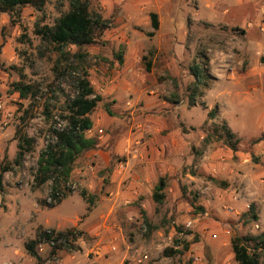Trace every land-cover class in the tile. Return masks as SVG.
<instances>
[{
    "label": "rangeland",
    "instance_id": "obj_1",
    "mask_svg": "<svg viewBox=\"0 0 264 264\" xmlns=\"http://www.w3.org/2000/svg\"><path fill=\"white\" fill-rule=\"evenodd\" d=\"M131 1L110 4L106 9L110 15L104 16L102 0H89L91 15L107 21V29L94 46H69L61 53L41 41L34 30L37 24L52 26L67 13V0H47L42 12L26 7L15 26L9 24L7 15L0 14V171L9 170L2 174L0 189V263L2 250L9 246L13 261L8 264H65V257L73 264H113L118 253L110 247L115 245L118 251L141 248L140 256H147L144 264H236L229 245L231 236L264 232V64L259 62L264 56V0H164L174 7L177 19L171 32L174 44L164 50L152 45L141 22L126 21L122 10L128 11ZM240 16L241 22L237 21ZM166 33L162 32L159 43H165ZM120 48L123 55L130 50V63L139 73L136 86L139 82L146 84L147 90L152 85L159 86L160 96L169 108L168 117L162 112L164 120H170L174 129L180 127L197 138L186 151V156L188 153L192 158L183 163L180 160L176 173L170 176L155 172V179L167 180L161 205L152 201L148 191L146 197L132 201L127 192L122 194L129 203L115 207L111 213L108 206L100 207V212L94 208L101 199L110 204L114 196L107 190L108 169L92 173L95 158L87 152L74 163L68 180L76 186L75 190H66V182L62 183L61 203L47 208L51 183L35 187L37 160L43 144L51 140L57 121L66 124L67 106L75 96L76 80L82 71L87 72L95 94L101 98L90 114L92 128L86 133L97 142L92 151L119 152L111 155V163L120 167L129 139L148 133L134 113L122 111L123 106L132 104L138 109L132 97L126 100L118 90L112 97L108 95L119 81V67L113 55ZM75 54L81 58H74ZM165 54L173 57L162 61ZM204 63L209 87H199L198 93L203 94L195 96L199 110L190 113V68ZM248 72L257 73V79L247 77ZM20 81L37 89L33 100H20L14 93L13 85ZM115 100L119 101L117 106ZM25 110L30 113L25 133L33 140V148L24 154L22 164L15 166L14 132ZM211 111L214 117L208 116ZM223 127L239 140V155L229 154ZM199 134L203 136L201 141ZM156 148L159 150L154 144L153 151ZM216 152L220 157L210 158ZM234 173L244 176L247 185L240 183ZM145 184L151 191L149 181ZM114 189L118 193L117 186ZM140 210L149 226L144 224ZM251 210L257 217L255 222L251 220ZM105 221L118 233L119 228L121 234L91 238L83 231L85 224L93 227ZM35 224L54 229L58 226L78 234L71 246L60 249L53 259L48 247L41 252L36 249L41 257L38 260L29 257L24 249L38 230L34 229ZM78 239L83 242V249L76 245ZM175 240L189 244L188 251L163 257L165 249L175 248ZM260 264H264V257Z\"/></svg>",
    "mask_w": 264,
    "mask_h": 264
},
{
    "label": "trees",
    "instance_id": "obj_2",
    "mask_svg": "<svg viewBox=\"0 0 264 264\" xmlns=\"http://www.w3.org/2000/svg\"><path fill=\"white\" fill-rule=\"evenodd\" d=\"M68 11L62 14L52 26L36 25L35 35L41 41L51 45L56 52H62L65 48L72 46L77 49L91 47L96 44V39L101 33L107 29V21L102 20L99 15L94 17L89 10V0H67ZM47 0H0V14L7 15L9 24L15 26L18 24L22 9L30 7L37 12H42ZM151 28L155 31L158 29L157 16L150 15ZM2 36V35H1ZM152 37V33L146 34ZM3 38V36H2ZM70 55V54H67ZM76 59L81 58L80 54L73 56ZM118 66L123 64V52L120 48L119 52L113 55ZM259 62L264 64V56L260 57ZM150 66L147 65L146 71ZM190 76L193 78L189 90L191 96L189 98V106L195 105V96L199 87L208 89L210 80L205 70V63L202 65H194L190 68ZM75 96L67 106L66 124L59 132H55V141L48 144L46 149L39 155L37 160V170L33 176L35 187H40L48 182L51 183V196L56 204H46L47 208H53L61 203V198L55 195L60 193L62 183L69 180L74 163L85 153L95 150L97 142L91 137H87L86 133L91 130L92 122L90 114L94 111L101 98L97 96L88 80L86 71H82L80 77L76 80ZM13 91L18 95L20 100H33L37 95V89L30 84H24L22 81L13 85ZM202 96V92L198 95ZM214 112H208V116L214 117ZM30 116L28 110H25L19 118V126L14 132V140L17 141V154L13 161L15 166L22 164V158L33 148V140L25 133V123L27 117ZM225 134V145L232 153L238 151L239 140L227 128L223 127ZM9 171L3 168L0 171V189L2 174ZM215 182V181H214ZM167 180L165 177L158 178L153 187L151 199L161 205L165 199V189ZM84 198L85 194L82 193ZM251 212V220L257 221V217ZM145 225L149 226L145 213L140 210ZM49 231L50 234H46ZM78 233L75 230L56 232L52 229H38L35 237L26 242L24 249L30 257H36V248L41 240L49 241L54 238H64L66 246H54L51 248L50 254L53 255L60 249L71 246ZM230 249L236 264H260V259L264 257V232L255 236H231L229 240ZM174 247L165 249L162 253L163 257L170 258L182 255L188 251L189 244L174 241Z\"/></svg>",
    "mask_w": 264,
    "mask_h": 264
},
{
    "label": "crops",
    "instance_id": "obj_3",
    "mask_svg": "<svg viewBox=\"0 0 264 264\" xmlns=\"http://www.w3.org/2000/svg\"><path fill=\"white\" fill-rule=\"evenodd\" d=\"M125 0H102V3L104 4L103 10H104V16L110 15L109 12L106 9L109 8V5L112 3H120L122 4ZM125 3V2H124ZM113 5V4H112ZM235 5V7H237ZM123 16L126 15V21L130 20L135 23L141 22L144 26V29L147 33H152L153 36L150 41L154 47H156L158 50H164L170 46V43L174 44L173 35L171 32H173L174 29V23H176L177 19L175 18V9L168 1L164 0H157L155 2L150 0H132L129 2V10L124 11L122 10ZM154 14L157 16V22H158V29L153 30L151 28V19L150 15ZM242 18L241 16L237 18V21L241 22ZM122 21V20H121ZM120 21V22H121ZM167 31V33L164 35L165 43H159L158 38L161 37L162 32ZM120 36V35H119ZM160 40V39H159ZM166 47V48H165ZM130 50L123 55V64L119 67V70L117 71V76L119 77V81L116 82L115 78H112V81L115 80L117 86L113 87L108 92L109 96H113L116 93V90L120 91L122 97L126 100H130V97H132L133 101L137 103L138 109L132 108V106L129 105V107L122 108V111L125 113H128L136 116V119L139 120V124L141 126H144L147 128L148 133L151 134V136H148V133H145L143 135H138L134 139H129V145H127V154L124 156V161L122 160V164L117 166L114 163H111L112 154L115 156L116 153H119L117 151L114 152H100V151H89L95 158V168L92 173L97 174L98 171L102 169H108L106 170V173L109 175L110 184L107 190H109V195L114 196V199L110 201V204L105 202L103 199L99 200L96 203V210L101 207L106 208L109 207L111 213L116 209L115 207H118L122 204H127L129 201H132L133 199H138L140 196L146 197V191H148L149 195L151 196L153 187L156 184L155 179V172L158 171V173H169L175 174L178 162L182 160V163L184 162V159L190 160L192 156L187 153L186 151H189L188 148H191V143L196 142L195 136H190V134H187L183 132L180 127H177L174 129L173 123H171L170 120L165 121L164 116L162 115V112L166 113V117H168V105L163 97L160 96L159 93V86L155 84L152 85V88L147 90V85L142 84L139 82V84L136 86V76H138V72L136 71V67L132 66L130 62ZM136 55V54H135ZM170 57H173L172 55L165 54V56L162 58V61H168ZM176 57V56H175ZM136 58V56H135ZM134 58V59H135ZM178 59V57L176 58ZM175 59V60H176ZM149 72V71H147ZM257 76V73L248 72L247 77H252V80H256L255 78ZM111 81V82H112ZM151 87V86H150ZM158 88V89H157ZM118 100H115L114 105L117 106ZM182 106H179L177 110H181ZM194 110H199L198 108V102H195V105L191 107L190 113H192ZM172 112V110H170ZM191 118H189L190 120ZM192 121V119H191ZM169 123V124H168ZM156 124V125H155ZM169 125V126H168ZM195 126H198L196 124ZM182 127V126H181ZM165 128V130H164ZM164 131H168L165 132ZM90 133V131H89ZM162 135L161 137L158 136ZM161 138V139H160ZM198 139L200 141L203 139V136L199 134ZM205 143V142H204ZM154 144H157L159 147L156 148V152L153 151ZM199 144H196L195 147H198ZM144 150V151H143ZM238 152V151H237ZM231 153L233 155L238 153ZM217 154V155H216ZM219 153H213L212 159H216L220 157L218 155ZM156 155V157H155ZM138 157V158H137ZM182 157V158H180ZM241 157V156H239ZM121 161V160H120ZM93 174V176H95ZM154 175V176H153ZM234 175L240 177V183H244L247 185V180L244 176H241L237 173H234ZM92 176V177H93ZM71 177V176H70ZM158 180V179H157ZM246 180V182H245ZM101 181V180H99ZM149 181L150 184V190H147L148 187L145 184V182ZM116 183V185H115ZM92 189L94 191L95 188L91 187L90 185H87V187ZM118 188V193H116V190L114 188ZM130 196L131 199L125 200L124 195L122 193H127ZM120 195V196H119ZM115 196L117 198H115ZM124 199V200H123ZM141 199V198H139ZM122 201H124L122 203ZM100 212V211H98ZM110 213V214H111ZM110 214L108 216H104L105 220L110 217ZM114 215V214H113ZM113 217V216H111ZM100 218V214H98V219ZM113 220V218H112ZM108 221V220H107ZM106 221L101 223L98 222L97 225H94L93 227H90L89 225L85 224V230H83L87 236L91 238H95L99 235H102L105 238L107 237H116L121 234V230L118 231L115 229L116 227H110L106 225ZM44 228V229H52L56 232H65L64 230L60 229V227L51 228H45L40 226L39 224L34 225L35 228ZM82 231V230H79ZM36 233V232H35ZM35 237V236H34ZM76 245H79L80 249L82 248L83 242H81L80 239L76 242ZM9 246H5V248L2 250V261L0 264H8L9 261H13L12 255L13 253L9 251ZM110 249L116 251L118 253V259L114 260L113 264H144L147 259V256H140L142 254L141 248H128L124 251H121L119 248V251L117 250V247L115 245L111 246ZM109 249V250H110ZM112 252V251H111ZM37 256L36 258L39 260L41 257L36 252ZM30 257V256H29ZM32 258V257H31ZM115 258V257H114ZM99 259V258H98ZM101 263L103 262L100 260ZM65 264H73L71 259L65 257L64 260Z\"/></svg>",
    "mask_w": 264,
    "mask_h": 264
},
{
    "label": "built area",
    "instance_id": "obj_4",
    "mask_svg": "<svg viewBox=\"0 0 264 264\" xmlns=\"http://www.w3.org/2000/svg\"><path fill=\"white\" fill-rule=\"evenodd\" d=\"M2 111V105L0 104V112ZM6 117L10 118L11 114H7ZM57 120V119H55ZM65 125H61L59 124V122L57 121V123L53 126L52 128V132H51V140L49 142H45L42 146V150L40 151V154L46 149V147L48 146V144L53 143L55 141V132H59L63 129ZM99 133H101V131H99ZM66 190H70V191H74L76 186L72 183H70L69 181L66 182V184L64 185ZM57 198H61L63 196L62 190L60 191V193H57L55 195ZM46 204H56V201L53 200L52 196H51V191H50V195L47 198V203ZM190 224H188L187 227H189ZM46 234H50L49 231H46ZM54 246H66V241L64 238H52L49 241H44L41 240L38 245H37V250L39 252L42 251L43 247H48L50 249L51 252V248H53ZM59 251L57 250V252L53 255H51L52 259L56 257L57 253Z\"/></svg>",
    "mask_w": 264,
    "mask_h": 264
}]
</instances>
